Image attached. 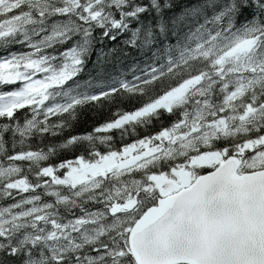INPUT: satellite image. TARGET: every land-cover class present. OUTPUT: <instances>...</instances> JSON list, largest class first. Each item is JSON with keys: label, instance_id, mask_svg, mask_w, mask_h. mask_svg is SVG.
Returning <instances> with one entry per match:
<instances>
[{"label": "snow or ice", "instance_id": "1", "mask_svg": "<svg viewBox=\"0 0 264 264\" xmlns=\"http://www.w3.org/2000/svg\"><path fill=\"white\" fill-rule=\"evenodd\" d=\"M0 264H264V0H0Z\"/></svg>", "mask_w": 264, "mask_h": 264}, {"label": "trees", "instance_id": "2", "mask_svg": "<svg viewBox=\"0 0 264 264\" xmlns=\"http://www.w3.org/2000/svg\"><path fill=\"white\" fill-rule=\"evenodd\" d=\"M107 113L105 112L104 113V116H106ZM89 117L90 118H83L82 117V122L80 124L77 125L76 127V131H83V130H86V129H90L91 126L98 120L102 119L103 116H101L100 114H97V113H90L89 114Z\"/></svg>", "mask_w": 264, "mask_h": 264}]
</instances>
